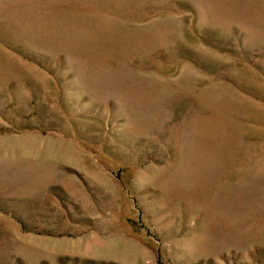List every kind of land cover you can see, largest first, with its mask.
Masks as SVG:
<instances>
[{
  "label": "rangeland",
  "instance_id": "rangeland-1",
  "mask_svg": "<svg viewBox=\"0 0 264 264\" xmlns=\"http://www.w3.org/2000/svg\"><path fill=\"white\" fill-rule=\"evenodd\" d=\"M0 264H264V0H0Z\"/></svg>",
  "mask_w": 264,
  "mask_h": 264
}]
</instances>
